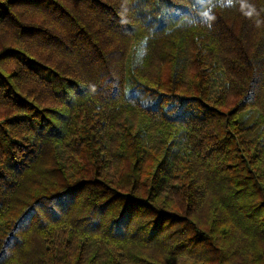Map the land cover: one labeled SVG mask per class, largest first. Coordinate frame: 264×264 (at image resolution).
Returning a JSON list of instances; mask_svg holds the SVG:
<instances>
[{
    "label": "trees",
    "instance_id": "1",
    "mask_svg": "<svg viewBox=\"0 0 264 264\" xmlns=\"http://www.w3.org/2000/svg\"><path fill=\"white\" fill-rule=\"evenodd\" d=\"M0 264H264V0H0Z\"/></svg>",
    "mask_w": 264,
    "mask_h": 264
},
{
    "label": "rangeland",
    "instance_id": "2",
    "mask_svg": "<svg viewBox=\"0 0 264 264\" xmlns=\"http://www.w3.org/2000/svg\"><path fill=\"white\" fill-rule=\"evenodd\" d=\"M133 91L146 104L152 105L156 102V98L154 96H149L140 90H133Z\"/></svg>",
    "mask_w": 264,
    "mask_h": 264
}]
</instances>
